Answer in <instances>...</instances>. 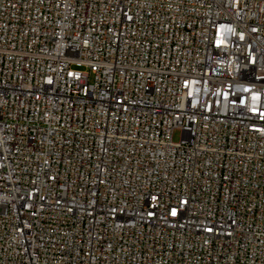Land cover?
Wrapping results in <instances>:
<instances>
[{"label":"built area","instance_id":"built-area-1","mask_svg":"<svg viewBox=\"0 0 264 264\" xmlns=\"http://www.w3.org/2000/svg\"><path fill=\"white\" fill-rule=\"evenodd\" d=\"M0 264H264V0H0Z\"/></svg>","mask_w":264,"mask_h":264},{"label":"rangeland","instance_id":"rangeland-1","mask_svg":"<svg viewBox=\"0 0 264 264\" xmlns=\"http://www.w3.org/2000/svg\"><path fill=\"white\" fill-rule=\"evenodd\" d=\"M180 139V132L179 131H174L172 134V141L173 142H178Z\"/></svg>","mask_w":264,"mask_h":264}]
</instances>
